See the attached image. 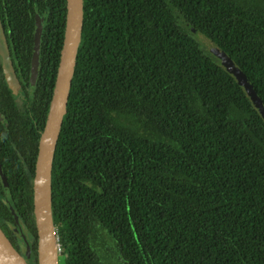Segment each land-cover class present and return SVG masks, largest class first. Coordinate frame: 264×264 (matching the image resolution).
<instances>
[{
  "label": "trees",
  "instance_id": "1",
  "mask_svg": "<svg viewBox=\"0 0 264 264\" xmlns=\"http://www.w3.org/2000/svg\"><path fill=\"white\" fill-rule=\"evenodd\" d=\"M66 0H0L21 83L0 58V228L31 237L38 140ZM44 20L34 82L35 18ZM222 49L264 108V0H82L51 167L59 264H264V118L195 35ZM4 144V145H3ZM30 151L28 169L19 152ZM30 173V178L27 177ZM16 216V218H15Z\"/></svg>",
  "mask_w": 264,
  "mask_h": 264
},
{
  "label": "water",
  "instance_id": "2",
  "mask_svg": "<svg viewBox=\"0 0 264 264\" xmlns=\"http://www.w3.org/2000/svg\"><path fill=\"white\" fill-rule=\"evenodd\" d=\"M65 26L59 62L56 70L54 86L49 101L48 111L41 131L34 166L32 181L33 216L36 229V264H59V248L55 235V227L51 212V167L54 158L57 138L62 125L63 115L66 113L71 79L75 66V56L82 30V0H66ZM41 33L40 25L35 33V48L31 57L30 81H34L38 65V40ZM207 49L215 55L221 64L231 72L242 85L253 104L264 118V108L260 99L252 89L245 75L235 67L225 52L213 42L203 37ZM0 58L4 76L9 87L15 92L19 88V80L10 59L7 39L0 20ZM0 180L3 181L5 195L10 190L4 173L0 169ZM16 218V217H15ZM17 225L19 223L17 222ZM20 237L24 241L25 251L20 253L0 228V264H29L31 247L26 240L25 232Z\"/></svg>",
  "mask_w": 264,
  "mask_h": 264
},
{
  "label": "flooded vegetation",
  "instance_id": "3",
  "mask_svg": "<svg viewBox=\"0 0 264 264\" xmlns=\"http://www.w3.org/2000/svg\"><path fill=\"white\" fill-rule=\"evenodd\" d=\"M2 23V22H1ZM35 23H36V29H35V31H34V37H35V33H36V30H37V27L40 25V27H41V33H40V36H39V40H38V44H37V47L39 48V42H40V37H41V34H42V29H43V23H44V20H43V18H38V17H36L35 18ZM35 39V38H34ZM34 44H35V41H34ZM36 45V44H35ZM34 51V50H33ZM9 54H10V52H9ZM33 54V53H32ZM11 59V58H10ZM12 61V60H11ZM37 61H39V50H38V60ZM31 66V65H30ZM37 67H38V65H37ZM13 68H14V66H13ZM14 71H15V69H14ZM36 74H37V68H36ZM17 76V75H16ZM36 77V76H35ZM35 77H34V80H35ZM18 78V77H17ZM19 80V79H18ZM34 82V81H33ZM8 85V84H7ZM8 87H9V85H8ZM10 88V87H9ZM11 89V88H10ZM20 89H21V83H20V81H19V88H18V90L15 92L14 90H12V92L14 93V94H18L19 92H20ZM7 122H8V120L5 118V116H4V114H3V111L0 109V124H3V127L4 126H7L6 124H7ZM6 136L5 135H0V140L1 139H3V138H5ZM7 138V137H6ZM8 139V138H7ZM39 141V140H38ZM4 145V144H3ZM38 149V148H37ZM18 153H19V158H20V160L22 161V164L24 165V166H26V169H28V161L26 160V158L27 159H29V154H30V151H29V149H28V151H25L24 153L23 152H19L18 151ZM0 169L2 170V168H1V164H0ZM3 172V171H2ZM27 177H29L30 178V173H29V175L27 176ZM6 179V178H5ZM0 182L2 183V185H3V189L5 190V188H4V184H3V181L2 180H0ZM7 182V181H6ZM10 190V189H9ZM1 195V194H0ZM16 217V216H15ZM10 226V228H11V231H12V233L17 237V239L20 237V234L18 233V232H20L21 233V231H22V226L19 224V225H17L16 226V224L15 225H12V224H10L9 225ZM3 230V229H2ZM4 232V231H3ZM5 233V232H4ZM6 235V234H5ZM19 235V236H18ZM20 239V238H19ZM12 244H13V242H11ZM17 246H16V249L20 252V253H22V251H21V249H20V246H19V243L17 242V244H16Z\"/></svg>",
  "mask_w": 264,
  "mask_h": 264
},
{
  "label": "rangeland",
  "instance_id": "4",
  "mask_svg": "<svg viewBox=\"0 0 264 264\" xmlns=\"http://www.w3.org/2000/svg\"><path fill=\"white\" fill-rule=\"evenodd\" d=\"M197 38H199V40H200V42L202 43V44H204V46L206 47V44L204 43V40H203V37H199V35H195ZM19 234H20V232H18ZM19 236V235H18ZM13 237L14 238H16L17 239V237L13 234ZM31 237L30 236H28V235H26V240H27V242L30 244V242H31ZM18 241V243H19V246H20V249H21V251H22V253L25 251V244H24V241L21 239H19V240H17ZM58 252H59V250H58ZM115 259H116V257H112V259H110V261L108 262V264H117V262L115 261ZM30 260H31V258H29L28 259V262H29V264H30Z\"/></svg>",
  "mask_w": 264,
  "mask_h": 264
},
{
  "label": "clouds",
  "instance_id": "5",
  "mask_svg": "<svg viewBox=\"0 0 264 264\" xmlns=\"http://www.w3.org/2000/svg\"><path fill=\"white\" fill-rule=\"evenodd\" d=\"M55 231V230H54ZM57 238V237H56ZM58 246H59V244H58Z\"/></svg>",
  "mask_w": 264,
  "mask_h": 264
},
{
  "label": "built area",
  "instance_id": "6",
  "mask_svg": "<svg viewBox=\"0 0 264 264\" xmlns=\"http://www.w3.org/2000/svg\"><path fill=\"white\" fill-rule=\"evenodd\" d=\"M58 248H59V246H58Z\"/></svg>",
  "mask_w": 264,
  "mask_h": 264
}]
</instances>
